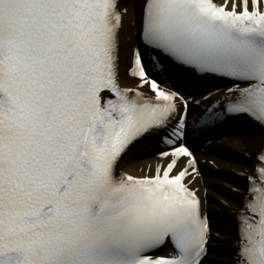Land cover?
<instances>
[{
	"label": "snow or ice",
	"instance_id": "6c2138e0",
	"mask_svg": "<svg viewBox=\"0 0 264 264\" xmlns=\"http://www.w3.org/2000/svg\"><path fill=\"white\" fill-rule=\"evenodd\" d=\"M237 124L215 218L192 149ZM0 264H264V0H0Z\"/></svg>",
	"mask_w": 264,
	"mask_h": 264
},
{
	"label": "bare ground",
	"instance_id": "6f19581e",
	"mask_svg": "<svg viewBox=\"0 0 264 264\" xmlns=\"http://www.w3.org/2000/svg\"><path fill=\"white\" fill-rule=\"evenodd\" d=\"M123 83L126 86H134L135 82L127 79ZM260 146L259 140L251 136L246 131V126L243 125L242 127L235 126L218 132L217 135L212 137L211 143L206 142L199 147H195V152H204L201 154L195 153L202 174L201 177L197 178L195 186L200 188L201 193L207 192L209 203L206 205V209L211 216L218 218L219 214L225 211L218 201L226 198L228 186L237 179L235 173L247 166L248 161L242 155L244 149L256 151ZM139 156L142 158L135 164L130 165L125 162L122 165V170L136 173L141 165L152 164L153 167L155 166L154 158L143 152H140ZM203 160H206V164L203 163ZM213 161L215 166L212 163ZM215 193L218 195H214Z\"/></svg>",
	"mask_w": 264,
	"mask_h": 264
},
{
	"label": "rangeland",
	"instance_id": "374dc122",
	"mask_svg": "<svg viewBox=\"0 0 264 264\" xmlns=\"http://www.w3.org/2000/svg\"><path fill=\"white\" fill-rule=\"evenodd\" d=\"M228 174V173H227ZM228 175H230V174H228ZM223 180H225V181H227L225 178H223ZM217 193H215L214 195H216ZM218 195V194H217Z\"/></svg>",
	"mask_w": 264,
	"mask_h": 264
}]
</instances>
